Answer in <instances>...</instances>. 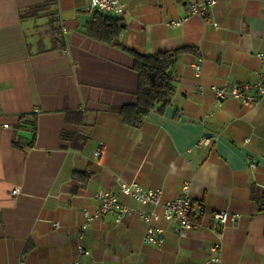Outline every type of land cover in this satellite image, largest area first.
<instances>
[{
    "label": "crops",
    "instance_id": "obj_1",
    "mask_svg": "<svg viewBox=\"0 0 264 264\" xmlns=\"http://www.w3.org/2000/svg\"><path fill=\"white\" fill-rule=\"evenodd\" d=\"M203 1L124 0L120 40L128 48L198 49L178 57L170 104L132 128L117 114L135 100L132 58L78 30L79 14L88 15L85 29L90 19L89 0H0V264H207L213 254L220 264H264V96L218 106L211 89L255 80L264 0H215L205 18L169 24ZM131 181L160 189L162 202L187 186L196 227L181 238L173 222H154L164 230L156 246L142 241L146 225L135 214L117 223L109 213L85 230L90 255H78L81 210L97 208V190L149 209L122 193ZM217 210L240 217L220 229Z\"/></svg>",
    "mask_w": 264,
    "mask_h": 264
},
{
    "label": "built area",
    "instance_id": "obj_2",
    "mask_svg": "<svg viewBox=\"0 0 264 264\" xmlns=\"http://www.w3.org/2000/svg\"><path fill=\"white\" fill-rule=\"evenodd\" d=\"M213 5H215L213 0H205L202 3H191L187 8L186 15L171 20L169 24L172 26H179L184 23L189 16H204L206 11ZM88 10H98L119 17L125 10V2L124 0H89ZM212 25L220 28L216 23H213ZM256 57L261 62V69L254 71V81L232 84L229 86L213 85L211 87L218 106L229 98L240 99L247 104H256L261 100L264 96V52L256 53ZM192 67L198 75L200 71L199 65L195 63ZM208 141V139H203L200 142L208 144ZM103 149L104 145L100 143L97 155H100ZM251 166H254V164ZM120 188L122 193L129 199L140 206H148L149 209L133 210L126 204L120 202L112 191L99 189L94 193V199L98 203L97 208L93 212H90L87 208L81 210L82 221L76 234L78 239H83L85 229L93 220L102 218L109 213L114 215V221L117 223L126 216L135 214L146 225L142 241L156 246L162 243L164 230L154 225V222L159 220L173 222L174 227L172 228V232L179 237H185L189 230H193L196 227L195 222L191 220V199L188 194L187 186L183 187L181 193L177 197L168 199L164 202L161 201L162 192L160 189L146 188L137 181H131L126 185L120 184ZM11 193L18 194L19 190L14 188ZM258 212L264 219V196ZM203 214L204 212L202 210L198 211L199 216H202ZM211 215L212 219L220 229L224 228L230 222L236 221L240 217L239 214L229 213L226 210H217L212 212ZM52 225L55 228L59 227L58 222H54ZM218 248V245H214L211 248V251L216 252ZM86 251L87 250H85L81 244L77 246L78 255L89 256L90 254ZM76 264H78V262ZM207 264H220V259L217 255L213 254L209 257Z\"/></svg>",
    "mask_w": 264,
    "mask_h": 264
},
{
    "label": "trees",
    "instance_id": "obj_3",
    "mask_svg": "<svg viewBox=\"0 0 264 264\" xmlns=\"http://www.w3.org/2000/svg\"><path fill=\"white\" fill-rule=\"evenodd\" d=\"M47 7V4L29 7L28 15H36ZM45 16H51L50 24L58 22L56 12L47 11ZM121 19L93 10L87 22V35L103 44L114 46L127 53L132 58V70L137 74V89L133 103L117 108L122 123L128 127L139 128L151 113H162L170 104L174 94L173 68L182 54H198L195 45H183L174 49L161 50L153 54H142L125 46L120 35L124 31ZM53 40L64 46L63 38L54 26Z\"/></svg>",
    "mask_w": 264,
    "mask_h": 264
},
{
    "label": "water",
    "instance_id": "obj_4",
    "mask_svg": "<svg viewBox=\"0 0 264 264\" xmlns=\"http://www.w3.org/2000/svg\"><path fill=\"white\" fill-rule=\"evenodd\" d=\"M78 23H79V28L78 30L82 33L86 32L85 26H86V20L88 19V15L86 14H79L77 16Z\"/></svg>",
    "mask_w": 264,
    "mask_h": 264
},
{
    "label": "rangeland",
    "instance_id": "obj_5",
    "mask_svg": "<svg viewBox=\"0 0 264 264\" xmlns=\"http://www.w3.org/2000/svg\"><path fill=\"white\" fill-rule=\"evenodd\" d=\"M213 1L215 2V0H213ZM203 2H204V1H203ZM199 3H202V2H199ZM215 3H216V2H215ZM190 4H191V3H190ZM190 4H189V5H190ZM189 5H188V6H189ZM213 6H214V5H213ZM211 7H212V6H211ZM211 7H210V8H211ZM210 8H209V9H210ZM208 12H209V10H207V11H206V14H205L204 16H198V17H200V18H205V17H206V15L208 14ZM192 16H197V15H192ZM189 17H190V16H189ZM182 24H183V23H182ZM179 26H180V25H179ZM213 27H215V28H218V29H219V27H218V26H213ZM208 144H209V143H208ZM85 230H86V229H85ZM76 237H77V236H76ZM78 240H79L80 242L77 244V246H78L79 244H81V245H82V243H81V240H82V239H81V240H80V239H78ZM82 246H83V245H82ZM83 248H84V247H83ZM76 249H77V247H76ZM84 249H85V248H84ZM85 250H86V249H85ZM86 252L89 254V251H88V250H87Z\"/></svg>",
    "mask_w": 264,
    "mask_h": 264
},
{
    "label": "bare ground",
    "instance_id": "obj_6",
    "mask_svg": "<svg viewBox=\"0 0 264 264\" xmlns=\"http://www.w3.org/2000/svg\"><path fill=\"white\" fill-rule=\"evenodd\" d=\"M88 11H93V10H88ZM181 238H184V237H181ZM212 247H213V246H212ZM212 247H211V248H212ZM211 248H210V249H211Z\"/></svg>",
    "mask_w": 264,
    "mask_h": 264
}]
</instances>
